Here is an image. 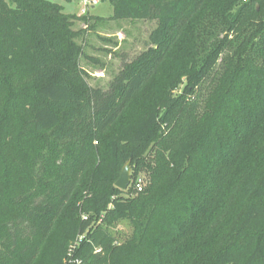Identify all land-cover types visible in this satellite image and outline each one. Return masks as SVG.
Wrapping results in <instances>:
<instances>
[{"label": "trees", "instance_id": "1", "mask_svg": "<svg viewBox=\"0 0 264 264\" xmlns=\"http://www.w3.org/2000/svg\"><path fill=\"white\" fill-rule=\"evenodd\" d=\"M102 2L156 22L106 89L73 40L102 17L0 0V264H65L85 233L82 264H264V0Z\"/></svg>", "mask_w": 264, "mask_h": 264}, {"label": "rangeland", "instance_id": "2", "mask_svg": "<svg viewBox=\"0 0 264 264\" xmlns=\"http://www.w3.org/2000/svg\"><path fill=\"white\" fill-rule=\"evenodd\" d=\"M54 1L63 6L67 14H85L79 0ZM113 9L112 4L100 2L95 8H87L86 14L100 16L102 20L76 21L74 26L77 35L73 40L83 50L81 67L88 74L89 83L103 89L108 87L125 61H131L147 49L150 33L156 28V22L110 20ZM137 178L144 183L146 174L140 172ZM110 231L123 242L131 236L133 229L129 221H121L111 226Z\"/></svg>", "mask_w": 264, "mask_h": 264}, {"label": "built area", "instance_id": "3", "mask_svg": "<svg viewBox=\"0 0 264 264\" xmlns=\"http://www.w3.org/2000/svg\"><path fill=\"white\" fill-rule=\"evenodd\" d=\"M82 4L83 7V13L86 14V10L87 8H95V6H97L100 2H102V0H79ZM136 190L138 192L142 191L144 188V183L141 179L137 180L136 182ZM85 219H87L85 217ZM86 238V233L78 236L77 239L75 240L74 243H72L69 247V251L67 254V258L65 260V264H82L81 260H79L78 258H75V251L77 250V248L79 247V245L83 242V240ZM99 250V249H98ZM97 250V251H98Z\"/></svg>", "mask_w": 264, "mask_h": 264}, {"label": "water", "instance_id": "4", "mask_svg": "<svg viewBox=\"0 0 264 264\" xmlns=\"http://www.w3.org/2000/svg\"><path fill=\"white\" fill-rule=\"evenodd\" d=\"M131 184V163L128 162L121 171L120 177L116 182V187L126 191Z\"/></svg>", "mask_w": 264, "mask_h": 264}]
</instances>
